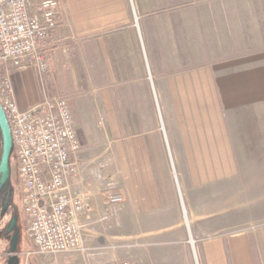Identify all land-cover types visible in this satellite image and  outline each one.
<instances>
[{"label": "crops", "instance_id": "1", "mask_svg": "<svg viewBox=\"0 0 264 264\" xmlns=\"http://www.w3.org/2000/svg\"><path fill=\"white\" fill-rule=\"evenodd\" d=\"M58 2L43 79L11 78L22 109L44 91L68 100L72 187L92 211L88 253L67 264L104 263L108 181L124 196L117 263L264 264V0Z\"/></svg>", "mask_w": 264, "mask_h": 264}, {"label": "built area", "instance_id": "2", "mask_svg": "<svg viewBox=\"0 0 264 264\" xmlns=\"http://www.w3.org/2000/svg\"><path fill=\"white\" fill-rule=\"evenodd\" d=\"M58 0H0V104L10 126L21 183L27 236L40 254L88 251L84 217L89 197L72 187L81 145L68 100L45 91L34 106L22 109L14 97L12 69L34 67L42 80L48 64L42 47L57 27ZM103 222L116 223L124 196L112 181L104 188ZM104 264V263H100ZM113 264H128L126 261Z\"/></svg>", "mask_w": 264, "mask_h": 264}, {"label": "rangeland", "instance_id": "3", "mask_svg": "<svg viewBox=\"0 0 264 264\" xmlns=\"http://www.w3.org/2000/svg\"><path fill=\"white\" fill-rule=\"evenodd\" d=\"M4 74V71H3ZM2 74V75H3ZM2 77V76H1ZM96 148H90L88 151H95ZM9 185L12 188V206L9 211L0 215V264H9L10 257L15 255L17 256L16 262L14 264H36L38 256H42L44 254H40L36 252V248L34 244L29 240L26 230H27V219L22 208L21 204V185L19 183V178L17 175V170L15 168V158L11 161L10 168V177H9ZM15 220L12 225V220ZM100 227H105L104 229H100L104 235L105 249H107L106 253L103 254V258L101 261L104 264H113L117 263L118 256L115 249L116 245V225L115 222L110 220V222L101 223ZM16 246L14 251H11L10 248ZM83 253L88 252H78L73 254H78L79 258H85ZM48 255V254H45ZM62 255V254H58ZM55 255L54 257L58 256ZM61 263L59 261L58 264H67L68 255L63 254ZM67 255V256H66ZM52 256L53 255H48ZM95 258V257H94ZM99 261V260H97ZM13 264V263H12Z\"/></svg>", "mask_w": 264, "mask_h": 264}, {"label": "water", "instance_id": "4", "mask_svg": "<svg viewBox=\"0 0 264 264\" xmlns=\"http://www.w3.org/2000/svg\"><path fill=\"white\" fill-rule=\"evenodd\" d=\"M0 131L2 135V154L0 158V183L6 180L8 174L10 173L9 168V157L11 153V149H14V144L12 141L11 130L9 123L7 121V117L2 109L0 104ZM15 151V150H14ZM18 175V173H17ZM19 178V177H18ZM20 183V182H19ZM15 220H12V225L14 224ZM16 246L10 248L11 251H14ZM17 256L13 255L10 257V263L14 264L16 262Z\"/></svg>", "mask_w": 264, "mask_h": 264}, {"label": "trees", "instance_id": "5", "mask_svg": "<svg viewBox=\"0 0 264 264\" xmlns=\"http://www.w3.org/2000/svg\"><path fill=\"white\" fill-rule=\"evenodd\" d=\"M2 154V135L0 131V158ZM15 158V168L17 170V159L14 149H11L10 157H9V168H11V161ZM10 173L5 181L0 183V215L4 214L5 212L9 211L12 206V188L9 185V178ZM1 178V176H0ZM20 182V181H19Z\"/></svg>", "mask_w": 264, "mask_h": 264}]
</instances>
